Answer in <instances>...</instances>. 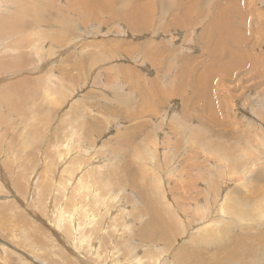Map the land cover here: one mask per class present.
I'll list each match as a JSON object with an SVG mask.
<instances>
[{
    "label": "rangeland",
    "instance_id": "1",
    "mask_svg": "<svg viewBox=\"0 0 264 264\" xmlns=\"http://www.w3.org/2000/svg\"><path fill=\"white\" fill-rule=\"evenodd\" d=\"M94 1L0 0V264H264V0Z\"/></svg>",
    "mask_w": 264,
    "mask_h": 264
},
{
    "label": "bare ground",
    "instance_id": "2",
    "mask_svg": "<svg viewBox=\"0 0 264 264\" xmlns=\"http://www.w3.org/2000/svg\"><path fill=\"white\" fill-rule=\"evenodd\" d=\"M138 1V0H137ZM243 1V0H242ZM14 2V1H13ZM18 2H19V0H18ZM109 2V3H108ZM113 2L115 3L116 2V0H113ZM126 2V1H125ZM128 2V1H127ZM129 2H130V0H129ZM133 2V1H132ZM131 2V3H132ZM135 3H136V0L134 1ZM150 2V1H149ZM231 2V1H230ZM141 3V2H140ZM151 4H152V1L150 2ZM203 3V2H202ZM237 3V2H236ZM252 3V2H251ZM88 4V3H87ZM124 5H125V3H123ZM137 4V3H136ZM148 4V3H147ZM246 4V3H245ZM90 5V4H89ZM88 5V8L87 9H85V10H90V11H92V15H91V18H97L98 17V14H100L101 12H103V13H108V14H110V13H112L111 14V16H114L115 17V15H114V12H117L116 13V15L118 16V19L119 18H123V19H126L127 20V17H129V15H130V11H132V8H123V9H120V10H115V9H113L114 8V5L112 4V1H109V0H106L105 2H103V1H99V0H95L94 1V3L92 2L91 3V5L89 6ZM117 5V4H116ZM123 5V6H124ZM142 5V4H141ZM186 5V4H185ZM229 5V4H228ZM233 5V4H232ZM126 6V5H125ZM136 6V5H135ZM139 6V5H138ZM143 6V5H142ZM145 6V5H144ZM147 6V5H146ZM227 6V5H226ZM230 6V5H229ZM29 7V6H28ZM148 7V6H147ZM218 7V6H217ZM220 7V6H219ZM224 7V6H223ZM82 8V7H81ZM86 8V7H85ZM139 8V7H138ZM221 8V7H220ZM226 8V7H225ZM227 8H229V7H227ZM226 8V10H228ZM241 8V7H240ZM35 9H36V7H35ZM80 9V8H79ZM140 9H142V8H140ZM148 9H149V7H148ZM147 9V10H148ZM207 9V8H206ZM233 9V8H232ZM63 10V9H62ZM134 10H135V8H134ZM142 10H144V9H142ZM141 10V11H142ZM149 10H151V9H149ZM217 10V9H216ZM244 10V9H243ZM146 11V10H145ZM237 11V10H236ZM238 11H240V10H238ZM135 12V11H134ZM143 12V11H142ZM228 12H230V11H228ZM69 13V12H68ZM135 13H138V12H135ZM240 13V12H239ZM79 14V13H78ZM107 14V15H108ZM145 14V13H144ZM220 15V14H219ZM26 16V15H25ZM88 16V15H87ZM109 16V15H108ZM147 17V16H146ZM219 17V16H218ZM247 17H249V15H247ZM110 18V17H109ZM113 18V17H112ZM133 18V17H132ZM224 20H225V22L228 20V16H224V17H222ZM235 18H237V17H235ZM221 19V18H220ZM117 20V19H116ZM140 20H142V19H140ZM146 20V19H145ZM212 20L215 22L216 20H217V18L216 17H214V19L212 18ZM223 20V21H224ZM112 21H114V19L112 20ZM243 21H245V19L243 18ZM105 22V21H104ZM128 22H129V20H128ZM150 21H148V22H146V23H149ZM152 22V21H151ZM228 22V21H227ZM236 22V21H235ZM109 23V22H108ZM112 23V22H111ZM237 23V22H236ZM241 23V22H240ZM137 24V23H136ZM144 24H145V22H144ZM207 24V23H206ZM215 23H209L208 25H211V26H213ZM221 24V23H220ZM4 25V24H3ZM205 25V24H204ZM216 25V24H215ZM225 25H228L229 26V29H232V23H227V24H224V26ZM150 26V25H149ZM264 26V25H263ZM101 27V26H100ZM135 27H136V29H135V32L136 33H138V31H141V26H137V25H135ZM143 27V26H142ZM204 28V27H203ZM214 28H215V26H214ZM166 29V28H165ZM206 29V28H205ZM209 30H211V28L209 29ZM243 30V29H242ZM146 31V30H145ZM232 32H233V30H231ZM237 31V30H236ZM239 31H240V29H239ZM134 32V31H133ZM2 33V32H1ZM0 33V34H1ZM162 33V32H161ZM234 33V32H233ZM237 34V33H236ZM240 34V33H239ZM239 34H237V35H239ZM243 34V33H242ZM2 35V34H1ZM193 35V34H192ZM213 37H214V35L213 34H211ZM237 35H235V36H237ZM199 36H200V34H199ZM228 36V35H227ZM229 37H230V34H229ZM232 37H233V35H232ZM239 39V38H238ZM241 39V38H240ZM196 40H198L197 38H196ZM217 40H219V39H217ZM234 40V39H233ZM235 40H236V38H235ZM242 40V39H241ZM201 41V40H200ZM240 41V40H239ZM238 41V42H239ZM124 42V41H123ZM126 42V41H125ZM241 42V41H240ZM245 42H246V40H245ZM212 42H210L209 44H207V47L206 48H208V50L211 52V50L213 49V45L211 44ZM1 44V43H0ZM177 44V43H176ZM217 44V43H216ZM128 45V44H127ZM208 45H211V46H208ZM136 46V45H135ZM108 48V47H107ZM115 48V47H114ZM229 48V47H228ZM6 49V48H5ZM4 49V50H5ZM145 49V48H144ZM246 49V48H245ZM4 50H3V52H4ZM96 51V50H95ZM104 51V50H103ZM150 51V50H149ZM148 51V52H149ZM178 51V50H177ZM15 52V51H14ZM107 53V52H106ZM114 53V52H113ZM234 52H232V54H233ZM149 54H146V56H148ZM225 55V54H224ZM223 55V56H224ZM235 55V54H234ZM239 55V54H238ZM218 56V55H217ZM142 57H143V55H142ZM157 57V56H156ZM219 57V56H218ZM111 59V58H110ZM214 59V58H213ZM216 59V58H215ZM56 60V59H55ZM147 61V60H146ZM158 61V60H157ZM216 61H217V59H216ZM220 62V61H219ZM3 63V62H2ZM68 63V62H67ZM172 63V62H171ZM213 63H216V62H213ZM237 64H240L239 62H236V63H234V64H232V65H230V67H228L227 69H231L232 68V70L235 68V69H237L238 68V70H239V68L240 67H242V66H240V67H236L237 66ZM210 64L208 63V68L211 66H209ZM213 66H215V65H213ZM212 66V67H213ZM71 67V66H70ZM202 68V67H201ZM214 68V67H213ZM117 69V68H116ZM204 69H206L205 67L203 68V70ZM215 69V68H214ZM214 69H211V67L209 68V70L208 71H210V72H208V74L206 73V71H204L203 72V75H201L200 74V76H198V77H201V76H204L203 78H204V81L205 82H207V83H214V81L216 80V76L218 75L219 76V78L221 77L219 74H220V71H219V73L216 71V70H214ZM234 69V70H235ZM114 70V69H113ZM188 70V69H187ZM221 70V69H220ZM233 70V71H234ZM118 71V70H117ZM211 71H216V75L213 77V74L211 73ZM232 71V72H233ZM236 71V70H235ZM113 72V71H112ZM116 73V72H115ZM186 74V73H185ZM204 74H206V75H204ZM31 75V74H30ZM233 76V75H232ZM27 78V77H26ZM222 78V77H221ZM229 78H231V79H233L232 77H229ZM23 79V78H22ZM74 80V79H73ZM235 80V79H234ZM174 83V82H173ZM70 84V83H69ZM223 84V83H222ZM154 85V84H153ZM174 85V84H173ZM177 85V84H176ZM25 86V85H24ZM70 86V85H69ZM155 86V85H154ZM225 86V85H224ZM74 87V86H73ZM173 87V86H172ZM220 87V86H219ZM34 89V88H33ZM217 89H218V86H217ZM217 89H215V91H217ZM223 89H224V87H223ZM222 89V90H223ZM35 90V89H34ZM239 90V89H238ZM153 91V90H152ZM215 91H212L211 92V94H213L214 95V92ZM220 93V92H219ZM216 94H218V93H216ZM215 94V95H216ZM48 95V94H47ZM212 95V96H213ZM234 95V94H233ZM217 96V95H216ZM216 96L214 97V99L213 100H215V99H217L216 98ZM2 99V98H1ZM185 100V99H184ZM184 103V102H183ZM188 103V105H190L189 104V101L187 102ZM210 103V102H209ZM213 103H216V102H213ZM186 104V103H185ZM231 104V103H230ZM184 105V104H183ZM206 105V104H205ZM217 106V105H216ZM206 107H208V105L206 106ZM220 107V106H219ZM228 107V106H227ZM205 108V107H204ZM209 108V107H208ZM222 108V107H221ZM186 109V108H185ZM217 109V108H216ZM229 109V108H228ZM205 110V109H204ZM210 110H211V108H210ZM207 111V110H206ZM212 112H213V110H212ZM216 111H214V113H215ZM207 113H208V111H207ZM209 115V114H208ZM211 115V114H210ZM212 115L214 116V117H216V115L215 114H213L212 113ZM237 115V114H236ZM212 116V117H213ZM219 117V116H218ZM229 117V116H228ZM10 118V117H9ZM12 118V117H11ZM10 118V119H11ZM7 119V118H6ZM216 119H217V117H216ZM228 119V118H227ZM238 119V118H237ZM219 120H221V119H219ZM218 120V121H219ZM210 121H212V120H210ZM220 122V121H219ZM218 122V123H219ZM206 123V122H205ZM214 123V122H213ZM204 124V123H203ZM222 125V124H221ZM205 126V125H204ZM207 126V125H206ZM224 126V125H223ZM232 127V126H231ZM233 127H234V125H233ZM174 128V127H173ZM226 128V127H225ZM222 130V129H221ZM227 130V129H226ZM228 130H230L229 128H228ZM176 131V130H175ZM210 131V130H209ZM174 132V131H173ZM79 136V135H78ZM83 140V139H82ZM86 142V141H85ZM82 144V143H81ZM233 149V148H232ZM239 153V152H238ZM241 153V152H240ZM90 162V161H89ZM239 165V164H238ZM235 166V165H234ZM78 170V169H77ZM80 171V170H79ZM74 176H75V174H74ZM85 176V175H84ZM86 177V179L89 177V175H88V177L87 176H85ZM93 177H96L95 175H93ZM76 178V177H75ZM96 179V178H95ZM98 179V178H97ZM249 179V178H248ZM99 180V179H98ZM89 181V180H88ZM237 181V180H236ZM87 182V181H86ZM92 184H94V183H92ZM86 185V184H85ZM243 186V185H242ZM237 187V186H236ZM244 187V186H243ZM167 188V187H166ZM103 191V190H102ZM121 193V192H120ZM119 193V194H120ZM83 194V193H82ZM258 194V193H257ZM256 194V195H257ZM94 195V194H93ZM121 195V194H120ZM252 195V194H251ZM111 196V195H110ZM256 197V196H255ZM258 197V196H257ZM260 197V196H259ZM119 198V197H118ZM232 203V202H231ZM81 208V207H80ZM253 208V207H252ZM263 208V207H262ZM255 209V208H254ZM253 211V210H252ZM255 212V211H254ZM208 215V214H207ZM258 215V214H257ZM260 215V214H259ZM262 215H264V213L262 214ZM227 216V215H226ZM92 217V216H91ZM219 218V217H218ZM259 218V217H258ZM209 219V218H208ZM220 220V219H219ZM222 221V220H221ZM260 221V220H259ZM65 222V221H64ZM161 222V221H160ZM165 222V221H164ZM209 222V221H208ZM223 222V221H222ZM228 222V221H227ZM231 222V221H230ZM262 222V221H261ZM74 224H75V222H73ZM214 223V222H213ZM138 224V223H137ZM224 224H225V221H224ZM135 225V224H134ZM228 225V224H227ZM75 227H76V225H74ZM85 226V225H84ZM166 226V225H165ZM225 226V225H224ZM49 227V226H48ZM72 227V226H71ZM228 227V226H227ZM90 229V228H89ZM92 229V228H91ZM131 229V228H130ZM164 229H166V231H168L167 229H168V226L167 227H165ZM164 229L163 230H161L162 232L164 231ZM85 230H86V228H85ZM84 230V231H85ZM245 230V229H244ZM133 231V230H132ZM234 231V230H233ZM83 232V231H82ZM86 233V232H85ZM167 233V232H166ZM166 233H162L163 235L164 234H166ZM229 233V232H228ZM227 233V234H228ZM245 233H246V231H245ZM161 234V233H160ZM161 234V235H162ZM230 234V233H229ZM246 234H248V233H246ZM250 235V234H249ZM246 236V235H245ZM244 236V237H245ZM159 237V236H158ZM162 237V236H161ZM230 237V236H229ZM248 237V236H247ZM249 238V237H248ZM82 239V238H81ZM254 239V238H253ZM80 240V239H79ZM61 241H63V239L61 240ZM244 242V241H243ZM217 243V242H216ZM215 243V244H216ZM83 245V244H82ZM196 245V244H195ZM234 245H235V243H234ZM241 245V244H240ZM89 247V246H88ZM219 247V246H218ZM235 247H236V245H235ZM219 249V248H218ZM225 249V248H224ZM190 249H188V248H186V247H184V250L182 251V252H179L178 254H179V256H186V255H188V254H190V251H189ZM240 250H241V248H240ZM240 252V251H239ZM239 252H238V254H239ZM253 252H254V250H253ZM183 253H184V255H183ZM241 253V252H240ZM243 254H244V251L242 252ZM239 255H241V254H239ZM178 257V256H177ZM241 257V256H240ZM179 258V257H178ZM180 258H182V257H180Z\"/></svg>",
    "mask_w": 264,
    "mask_h": 264
},
{
    "label": "crops",
    "instance_id": "3",
    "mask_svg": "<svg viewBox=\"0 0 264 264\" xmlns=\"http://www.w3.org/2000/svg\"><path fill=\"white\" fill-rule=\"evenodd\" d=\"M216 24V23H215ZM219 26H221V25H219ZM224 27H226V28H228L229 29V26L228 25H225ZM213 29L214 28V25L213 26H211V25H208V29ZM220 29V28H219ZM228 35V34H227ZM215 37V36H214Z\"/></svg>",
    "mask_w": 264,
    "mask_h": 264
}]
</instances>
